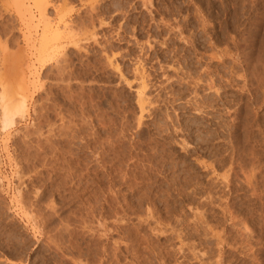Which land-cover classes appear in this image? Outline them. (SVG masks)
<instances>
[{"label": "rangeland", "instance_id": "rangeland-1", "mask_svg": "<svg viewBox=\"0 0 264 264\" xmlns=\"http://www.w3.org/2000/svg\"><path fill=\"white\" fill-rule=\"evenodd\" d=\"M34 1L0 0V264H264V0Z\"/></svg>", "mask_w": 264, "mask_h": 264}, {"label": "bare ground", "instance_id": "bare-ground-1", "mask_svg": "<svg viewBox=\"0 0 264 264\" xmlns=\"http://www.w3.org/2000/svg\"><path fill=\"white\" fill-rule=\"evenodd\" d=\"M16 1V0H15ZM32 1H34V0H32ZM39 1H41V0H39ZM144 1V0H143ZM35 2V1H34ZM147 2V1H146ZM149 2V1H148ZM17 3V2H16ZM36 3L38 4L39 2H37L36 1ZM42 3V2H41ZM43 3H44V1H43ZM42 3V4H43ZM65 3V2H64ZM87 3V2H86ZM18 4V3H17ZM16 4V5H17ZM42 4H41V6H40V4H39V7H40V9H41V7H42V9L43 8H45V6H42ZM47 4V3H46ZM24 6V5H23ZM31 6V5H30ZM95 6V5H94ZM19 8V7H18ZM38 8V7H37ZM89 8V7H88ZM17 9V8H16ZM92 9H94V8H92ZM18 10H20V9H18ZM34 11V10H33ZM42 11H44V10H42ZM91 11H93V10H91ZM88 12V11H87ZM123 12V11H122ZM23 13V12H22ZM26 13H28L27 11H26ZM90 13V12H89ZM120 13V12H119ZM113 14V13H112ZM256 14V13H255ZM22 15V14H21ZM42 15V14H41ZM90 15H91V13H90ZM262 15V14H261ZM33 16V15H32ZM60 16V15H59ZM99 16V15H98ZM31 17V16H30ZM44 18H45V16H43ZM27 18V17H26ZM29 18V17H28ZM31 19V18H30ZM37 19V18H36ZM208 19V18H207ZM92 20V19H91ZM100 20V19H99ZM44 21V20H43ZM42 21V22H43ZM46 21V20H45ZM44 21V22H45ZM254 21V20H253ZM202 22V21H201ZM27 23H28V21H27ZM48 22H46V24H47ZM36 24V23H35ZM43 24V23H42ZM37 25V24H36ZM36 25H34V23H33V26H36ZM47 25H49L50 26V24L48 23ZM100 25V24H99ZM32 26V27H33ZM43 26V25H42ZM64 27H65V25H63ZM44 27V29L45 30H41L42 32H41V34H39L40 36H38L39 37V40L37 39V41H38V44H36V45H33L32 43H31V45H32V47L34 48V47H36V52H37V54H40V55H47L48 54V56L50 55L49 53H51V52H55V51H57V49L59 48V45H60V43L58 42V40H59V38L62 36V35H60L59 36V34H60V31H58L59 33H57V31H56V29L58 30V27L56 26V29H53L54 31H50L51 29H50V27L48 28L47 26H43ZM46 27H47V29H46ZM199 27V26H198ZM30 28V27H29ZM36 28V27H35ZM60 28V27H59ZM70 28V27H69ZM68 28V29H69ZM62 29H63V27H62ZM172 29V28H171ZM27 31V30H26ZM56 31V32H55ZM72 31V30H71ZM210 31V30H209ZM73 32V31H72ZM34 33V32H33ZM65 33H67L68 34V32L66 31ZM179 33V32H178ZM72 34V33H71ZM70 34V35H71ZM92 34V33H91ZM181 34V33H180ZM191 34V33H190ZM69 35V36H70ZM77 35V34H76ZM26 36V35H25ZM29 36V35H28ZM65 37H66V35H64ZM68 36V35H67ZM212 36V35H211ZM35 37V36H34ZM63 37V36H62ZM71 37V36H70ZM70 39H72V38H70ZM79 39V38H78ZM30 40V39H29ZM183 41V40H182ZM27 42V41H26ZM2 43V42H1ZM36 43V42H35ZM74 43V42H73ZM72 43V44H73ZM70 44V43H69ZM77 44V43H76ZM2 46H5V45H3L2 44ZM76 46V45H75ZM165 46V45H164ZM1 48H5L6 49V47H1ZM224 48V47H223ZM35 49V48H34ZM225 49V48H224ZM226 50V49H225ZM1 51V50H0ZM229 51V50H228ZM2 52H3V50H2ZM245 52V51H244ZM222 53V52H221ZM53 54V53H52ZM39 55V56H40ZM210 55V54H209ZM37 56V55H36ZM47 56V57H48ZM113 56V55H112ZM211 56V55H210ZM50 57V56H49ZM168 57V56H167ZM39 58V57H38ZM214 58V57H213ZM254 58V57H253ZM37 59V58H36ZM43 59H45V57L43 56ZM109 59H110V57H109ZM46 60V59H45ZM109 61V60H108ZM36 62V61H35ZM235 64V63H234ZM117 65V64H116ZM30 66L32 67V65L30 64ZM34 67V66H33ZM252 67V66H251ZM30 68V67H29ZM115 68H116V66H115ZM230 68V67H229ZM143 69V68H142ZM178 69V68H177ZM188 69V68H187ZM62 70V69H61ZM225 70V69H224ZM263 70V69H262ZM57 71H58V69H57ZM179 71V70H178ZM201 71V70H200ZM247 71V70H246ZM264 71V70H263ZM33 72H35V71H33ZM19 73V72H18ZM24 73V72H23ZM22 74V73H21ZM21 74H19V76L21 75ZM14 75V74H13ZM29 75V74H28ZM208 75V74H207ZM18 76V77H19ZM24 76V75H23ZM22 76V77H23ZM18 77H17V79H18ZM21 77V76H20ZM22 77H21V80H22ZM225 77V76H224ZM239 77V76H238ZM191 78V77H190ZM24 79V78H23ZM28 79V78H27ZM33 79V78H32ZM199 79V78H198ZM214 79V78H213ZM213 79H209L210 80V82H208L209 83V85H208V87L209 88H214L215 87V85L213 86ZM19 80V79H18ZM21 80H20V83H21ZM37 81V80H36ZM219 81V80H218ZM30 83H31V80H30ZM29 83V84H30ZM197 83V82H196ZM195 84V83H194ZM194 84H193V86H194ZM23 85V84H22ZM26 85V84H25ZM31 85V84H30ZM33 85V84H32ZM141 85V84H140ZM142 86V85H141ZM251 86V85H250ZM259 86V85H258ZM20 87H21V85H20ZM207 87V88H208ZM243 87V86H242ZM1 88V87H0ZM141 88V87H140ZM208 88V89H209ZM9 89V88H8ZM24 89H26V87L24 88V85H23V90ZM144 89V88H143ZM195 89V88H194ZM223 89V88H222ZM211 90V89H210ZM19 91H20V89H19ZM18 91V92H19ZM22 91V90H21ZM212 91V90H211ZM4 92H6V91H4ZM4 92H2V91H0V123H1V126H2V128H7V126H9L10 124L12 125V121H13V119L14 118H12V116L14 115V114H16V113H18L19 115L21 114H23L24 113V111L26 110L25 109V106H24V101H21L22 100V98H23V100H24V97H22L19 101L17 100V98L19 97H14L13 95L11 96V97H14L16 100L15 101H17V102H14V101H12V100H14V98L11 100L10 99V97H8L7 98V95H5L6 97H4V94H6V93H4ZM27 92V91H26ZM195 92V91H194ZM193 92V93H194ZM214 92V91H213ZM4 93V94H3ZM22 93V92H21ZM208 94V93H207ZM17 95V94H16ZM21 95V94H20ZM138 95V94H137ZM22 96V95H21ZM24 96V95H23ZM26 96V95H25ZM139 96V95H138ZM141 96V95H140ZM4 98H6L5 100H4ZM138 98V97H137ZM198 98V97H197ZM19 99V98H18ZM187 99H188V97H187ZM138 100H139V98H138ZM137 100V101H138ZM6 101H8V102H6ZM13 102V103H15V106L16 107H13L12 105H13V103H10V102ZM199 102H200V100H199ZM199 102H198V104H199ZM202 104V103H201ZM197 105V104H196ZM199 107H201V105L199 104V105H197V108H198V110H200L199 109ZM27 108V107H26ZM196 109V108H195ZM238 110V109H237ZM196 111V110H195ZM199 112V111H198ZM228 113V112H227ZM247 114V113H246ZM17 116V115H16ZM221 118V117H220ZM222 119V118H221ZM223 120V119H222ZM227 122V121H226ZM246 125V124H245ZM245 127V126H244ZM1 130V129H0ZM225 130V129H224ZM229 131V130H228ZM248 132V131H247ZM5 133V132H4ZM229 135H230V133H229ZM232 135V134H231ZM232 137V136H231ZM242 139V138H241ZM231 141V140H230ZM228 144V143H227ZM50 145V144H49ZM53 145V144H52ZM54 153V152H53ZM39 154V153H38ZM246 154V153H245ZM231 157V156H230ZM44 160V159H43ZM103 162V161H102ZM102 165H104V164H102ZM92 168V167H91ZM100 171V170H99ZM77 172V171H76ZM71 174V173H70ZM82 175V174H81ZM19 186V185H18ZM94 186V185H93ZM37 192V191H36ZM35 194V193H34ZM35 196V195H34ZM112 200V199H111ZM21 201V200H20ZM45 202V201H44ZM85 202V201H84ZM123 202V201H122ZM25 203V202H24ZM23 204V203H22ZM30 204V203H29ZM24 206V205H23ZM90 206V205H89ZM25 207V206H24ZM27 208V207H26ZM29 208V207H28ZM48 208H50V207H48ZM78 208V207H77ZM52 209V208H51ZM53 210V209H52ZM34 211V210H33ZM119 214V213H118ZM121 214V213H120ZM27 215V214H26ZM25 216V215H24ZM123 218V217H122ZM30 219H32L31 217H30ZM63 257H64V255H63ZM68 257V256H67ZM71 260V259H70ZM73 260V259H72ZM68 261V260H67ZM73 263V262H72Z\"/></svg>", "mask_w": 264, "mask_h": 264}]
</instances>
